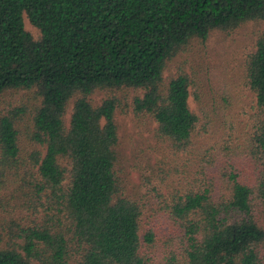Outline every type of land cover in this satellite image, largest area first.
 I'll list each match as a JSON object with an SVG mask.
<instances>
[{"label":"trees","instance_id":"obj_1","mask_svg":"<svg viewBox=\"0 0 264 264\" xmlns=\"http://www.w3.org/2000/svg\"><path fill=\"white\" fill-rule=\"evenodd\" d=\"M249 21L251 111L200 116L169 64ZM126 108L157 125L132 165ZM0 213V264H264V0H0Z\"/></svg>","mask_w":264,"mask_h":264},{"label":"rangeland","instance_id":"obj_2","mask_svg":"<svg viewBox=\"0 0 264 264\" xmlns=\"http://www.w3.org/2000/svg\"><path fill=\"white\" fill-rule=\"evenodd\" d=\"M25 26L35 38L38 37V30L27 17H25ZM262 32V23L255 21L242 24L233 33L215 31L206 43L196 41L191 44L187 52L175 57L169 64L165 77L169 79L185 72L194 82H198L190 87V107L200 116L202 111L206 110L204 106L206 103L212 108V104L221 102L222 96L231 94L229 114L238 116L242 111L250 112L254 98L246 85V62L255 50L256 42ZM196 94L202 99L201 102L198 101ZM135 95V91H128L130 102ZM104 96V93H97L94 96L95 103L98 104ZM21 105L20 101L13 104L14 107ZM71 109L72 104L66 116L68 121ZM117 122L120 132L119 149L124 158H127V164L141 162L144 155L158 145L155 137L157 125L151 118L137 116L131 108H126L118 111ZM212 136L210 134L208 137ZM215 138L219 137L215 136ZM20 145L24 153L37 150V144L30 141L25 134H21ZM128 181L129 192L137 193L139 190L142 192L141 180L136 170H132ZM2 213H0L2 219L9 217L5 211ZM5 226L4 221H1L0 232Z\"/></svg>","mask_w":264,"mask_h":264}]
</instances>
